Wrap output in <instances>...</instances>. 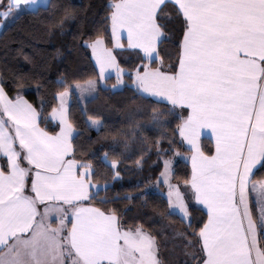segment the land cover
Masks as SVG:
<instances>
[{"label": "snow or ice", "instance_id": "snow-or-ice-1", "mask_svg": "<svg viewBox=\"0 0 264 264\" xmlns=\"http://www.w3.org/2000/svg\"><path fill=\"white\" fill-rule=\"evenodd\" d=\"M39 7V0H0V28ZM51 8L61 13L40 21L49 29H62L65 18H75L68 6ZM105 23L110 35L104 34L105 26L82 42L104 54L101 78L105 67H115L123 84L119 73L124 70L105 43L114 37L115 47L134 50L138 61L128 70L133 99L166 105L164 111H152V127L160 130L152 141L156 155H177L185 141L193 152L191 176L183 182L190 195L179 184L157 178L168 187L160 214L179 213L181 222L187 221L178 233L191 257L185 264H264V179H254L264 175V0H113ZM122 30L126 45L120 41ZM166 41L175 45V62L167 68L165 57L171 61L172 54L162 47ZM57 83L54 96L60 105L48 117L20 94L22 80L7 85L17 90L14 98L0 82V264H165L148 219L129 222L128 209L121 207L133 200L146 204L149 192L140 189L152 183L150 178L135 186V196L109 197L107 180L90 190L104 168L120 176L116 157L132 139L147 145L144 129L135 114L129 117L131 131L86 115L97 138L112 137V142L91 157L77 158L87 147H74L81 133L73 134L64 101L70 90L83 88L71 78ZM87 84L93 93L89 102L97 100L94 82ZM42 119L57 120L59 130L41 128ZM173 121L179 123L171 134L163 131ZM202 129L215 137L214 154L200 148ZM148 150L138 153L141 170ZM169 163L164 161L162 177L169 176ZM250 192L256 194L254 204ZM193 202L207 209L206 219L194 222L193 211L199 209Z\"/></svg>", "mask_w": 264, "mask_h": 264}, {"label": "trees", "instance_id": "trees-1", "mask_svg": "<svg viewBox=\"0 0 264 264\" xmlns=\"http://www.w3.org/2000/svg\"><path fill=\"white\" fill-rule=\"evenodd\" d=\"M113 0H49L45 7H40L38 12H25L20 18L8 25L0 32V82L6 85L10 97H15L16 89L9 90L7 85H12L14 80H22L25 87L19 89L29 102L33 104L38 111L51 116V108L58 107L59 98L54 96V93L60 90L57 83L59 79L71 78L79 83L87 82L91 79H99L98 69L93 61L88 47L82 46V42L88 36L94 35L97 29L103 31L106 26L108 32L111 33L110 23H105V16L108 11V6ZM68 6L73 10L75 18L67 17L64 20L62 29L60 26H53L50 29L40 21L50 14L59 15L60 8L52 9L51 5ZM106 46L113 49L112 43ZM172 54V60L168 61L165 57V68L169 62H175V45L166 41L162 46ZM59 50V54H57ZM114 55L118 65L128 72L129 68L137 63V58L134 50L131 49H114ZM163 55V53H162ZM106 87L98 86L97 91L100 96L97 100L89 102V98L85 100L79 99L75 93L71 91L70 103L68 107V116L73 123L75 132L81 133L78 140H74V147L85 145L87 152L78 153L77 158L84 156L91 157V154L102 149V145L112 142V137L97 138L98 134L94 128H89L85 123L86 115L98 116L99 119L106 123L110 128H120L123 131H131L130 114H135V121L144 129L143 135L148 138L147 145H141L137 140L129 141V148L123 155L117 156L119 161L118 170L120 176L115 177L110 174L109 169L104 168L99 177L94 178L93 185H103L107 180L110 185L109 197L119 193L121 196L137 194L136 185L142 184L146 178H150L152 183L148 184L142 191H148L147 188L158 181L161 173L164 170V161L176 157L172 153L157 156L156 149L152 147V141L158 135L160 130L152 127V111H164L165 104L153 102V98L141 100L133 99V94L129 90L134 88L130 83L128 73L124 76V85L122 88L114 89L116 84L114 76L105 80ZM39 87V91H38ZM179 110V109H178ZM186 114V113H185ZM170 119V118H169ZM179 123L173 121L171 127L164 129L171 134L172 128ZM57 122L53 119H42L40 126L46 131H58L55 126ZM92 137V142L89 143L88 138ZM116 139H122L116 137ZM182 138L178 137V140ZM163 146L167 148V144ZM147 147L149 150L144 153L143 170H141L136 160L138 153ZM202 151L206 155H211L214 152L213 141L210 138H202ZM177 151L179 154L186 157L191 152L183 143L178 145ZM95 164L96 160L93 159ZM191 166L186 159H179L175 162L172 169L171 181L173 184H179L182 192L190 195V189L186 190L184 180L190 178ZM264 175L257 174L255 180H261ZM157 191H148L147 203L143 201L122 202L121 207L127 208L128 212L125 219L131 222L132 217H143L148 219L151 224L152 231L157 234V239L160 244V258L165 264H185L190 261L191 257L185 255V240L178 233L183 232L186 221L181 222L180 215L169 216L165 210L164 214H160V209L163 207L162 195H165L166 187L159 184ZM96 190V189H95ZM105 193L101 191L100 198H103ZM95 206L103 207L99 203ZM112 205H108L111 207ZM195 218L194 222L206 219L205 210L192 204Z\"/></svg>", "mask_w": 264, "mask_h": 264}, {"label": "rangeland", "instance_id": "rangeland-1", "mask_svg": "<svg viewBox=\"0 0 264 264\" xmlns=\"http://www.w3.org/2000/svg\"><path fill=\"white\" fill-rule=\"evenodd\" d=\"M7 25H10L12 24L13 22L11 20L7 21L6 22ZM89 48V52L91 53V56L93 58V61L98 69V72L100 73V68H101V63L100 61L103 59V53L102 52H96L94 53L92 48L91 47H88ZM112 51V50H111ZM113 53V51H112ZM114 55V54H113ZM118 64V63H117ZM120 67V66H119ZM121 68V67H120ZM123 69V68H122ZM124 70V69H123ZM128 72L126 70H124L122 73H119L121 79L123 80V84H120V81L117 79L118 77V72H117V68L115 67H105L104 68V72H103V77L101 78V76L99 75V79H91L89 81H92L94 82L95 84V90L97 89V87L100 85V86H103V87H106V83H105V80L108 79L109 77H112L114 76L116 78V84L117 85V88L116 89H119V88H122V86L124 85V76L125 74H127ZM88 82V81H87ZM87 82H84V83H80L82 85V88L83 90H72L75 95L81 99V100H85L87 98H89L93 93L92 92H89L87 89H88V84ZM70 94H71V91L69 92V95L65 98V107L67 108V113H68V107H69V103H70ZM60 105V100H59V104H58V107ZM57 123L58 121L55 120ZM59 130V129H58ZM186 159V156L185 155H182V154H177L176 157H173V158H170L168 159L170 161L169 163V169H170V174L168 177H162L160 176L159 180L162 181V180H165V179H168L171 181V175H172V169H173V165L175 164V162L179 159ZM164 172V170H163ZM264 179V178H263ZM259 181V180H257ZM172 183V181H171ZM159 184H163L166 189L168 190V187H167V183H158L155 182L154 184H151L147 190L148 191H157L159 190L158 189V186ZM173 184V183H172ZM158 185V186H157ZM176 185V184H174ZM167 193V192H166ZM166 195V194H165ZM255 197H256V194L255 193H251L250 192V199L252 200L253 204L255 203ZM179 214V213H178ZM187 222V221H186Z\"/></svg>", "mask_w": 264, "mask_h": 264}, {"label": "crops", "instance_id": "crops-1", "mask_svg": "<svg viewBox=\"0 0 264 264\" xmlns=\"http://www.w3.org/2000/svg\"><path fill=\"white\" fill-rule=\"evenodd\" d=\"M49 3V0H39V4H40V7H45V6H47V4ZM39 7V8H40ZM3 30V28H0V32ZM120 41H121V43H123V44H125L126 45V43H127V34H126V30H122L121 32H120ZM113 44H114V47H113V49H111L112 51L114 50V49H117V50H120V48H117V47H115V38L113 37ZM125 48H127V47H125ZM128 49V48H127ZM113 54H114V52H113ZM115 56V55H114ZM117 61V60H116ZM12 98H14V97H12ZM25 98V97H24ZM26 99V98H25ZM158 99V98H157ZM27 100V99H26ZM28 101V100H27ZM29 102V101H28ZM29 103H31V102H29ZM32 104V103H31ZM33 105V104H32ZM190 111V110H189ZM54 120V119H53ZM55 121V120H54ZM41 127V126H40ZM42 128V127H41ZM74 135L76 134V132L74 131V133H73ZM210 138L212 141H213V145H214V152H215V137H214V135H212V133H211V130L210 129H202L201 130V135H200V138H199V145H200V148H201V140H202V138ZM184 144H185V146L186 147H188L189 149H190V153H189V155L186 157L187 158V160H188V162L190 163V166H191V172H192V160H191V156H192V154H193V152H192V149H191V146L190 145H188L187 144V142L185 141L184 142ZM201 150H202V148H201ZM214 152H213V154H214ZM95 189H96V187L94 186V185H92V188L90 189L91 191H95ZM166 192H167V189H166ZM166 192H165V194H166ZM87 203V202H86ZM194 204H196V205H198V206H200V207H202L204 210H205V212L207 213V209L203 206V205H200V204H198V203H196V202H193Z\"/></svg>", "mask_w": 264, "mask_h": 264}]
</instances>
